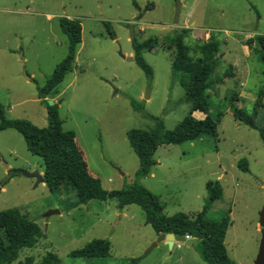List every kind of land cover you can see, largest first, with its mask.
<instances>
[{
	"label": "rangeland",
	"instance_id": "obj_1",
	"mask_svg": "<svg viewBox=\"0 0 264 264\" xmlns=\"http://www.w3.org/2000/svg\"><path fill=\"white\" fill-rule=\"evenodd\" d=\"M63 16L81 20L83 38L75 67L48 98L58 103L63 127L75 131L89 171L106 190L137 180L140 158L129 141L132 128L151 129L162 122L173 129L190 112L183 76L172 72L167 36L186 19L198 20L196 26L219 36L225 55L207 91L210 115L223 113L217 135L160 145L151 173L139 182L160 197L166 214L193 215L209 199L207 183L218 181L222 195L210 215L218 219L230 213L225 239L229 256L235 264H255L262 238L264 143L258 129L234 117L232 97L245 90L234 104L264 125V61L251 48V56H245L242 47L248 35L264 34V0H0V102L7 118L48 125V105L39 87L68 53ZM134 36L159 39L153 51L143 53L152 78L129 59ZM186 40L192 46L194 41ZM192 49L198 58L196 46ZM243 160L247 169L240 166ZM7 165L45 169L16 128L0 130V210L19 207L41 225L44 235L11 264H26L29 256L40 263L51 252L61 264H209L195 238L192 244L161 242L147 253L159 235L146 223L139 204L121 208L116 200L93 199L75 205L78 196L71 186L54 190L21 173L5 181ZM51 209L60 212L47 216ZM98 238L110 239L109 256H71Z\"/></svg>",
	"mask_w": 264,
	"mask_h": 264
},
{
	"label": "trees",
	"instance_id": "obj_2",
	"mask_svg": "<svg viewBox=\"0 0 264 264\" xmlns=\"http://www.w3.org/2000/svg\"><path fill=\"white\" fill-rule=\"evenodd\" d=\"M135 5L140 8L137 3ZM150 6L153 7L152 4ZM106 24L110 29V24ZM60 25L68 36V53L45 85L39 87V95L48 105V125L39 127L25 118L9 119L0 102V130L6 128L19 130L32 153L40 156L44 161V182L54 190L62 186H71L78 196L75 205L87 204L93 199L116 200L121 208L132 203L139 204L146 212V223L151 224L157 234L174 232L190 235L198 240V249L209 264H235L229 256L225 243L231 223L230 213L215 219L209 211L214 201L222 195L218 181L207 183L209 199L204 208L193 215L187 212L166 214L160 197L139 182L151 173L152 166L156 163L154 154L160 145L194 140L204 133L217 135L223 113L217 118L210 115L207 91L211 87V77L220 61L221 41L218 36L212 33L207 41L197 44L196 49L201 54L198 59L191 55L192 50L195 49L185 41L190 31L188 28L177 29L167 36L165 42L173 51L172 72L175 76H183L182 83L186 89V98L191 103L190 112L173 129H166L162 122H158L157 126L151 129L132 128L128 133L129 141L140 158V166L136 172L137 180L128 187L106 190L101 179L89 171L84 155L77 145L75 131L63 127L58 103H48V97L58 93V85L75 67L78 46L83 38L81 20L63 16ZM111 33L113 35L112 31ZM158 42L157 37H150L144 41H139L136 36L132 38L134 59L150 78L153 77L154 71L145 60L143 53L153 51ZM247 44L254 52H259L264 61V34L251 36ZM232 100L234 117L239 122L258 129L264 143V125L258 124L253 115L234 104L238 100L237 93ZM196 110L204 112L205 118H197L194 115ZM242 163V167L247 169V161H241L240 166ZM43 235L41 225L19 207L0 210V264H11L16 261L23 248L34 247ZM110 249V239L98 238L72 251L71 256L107 257ZM26 264H61V259L58 254L51 252L40 263L36 262L33 256H29L26 258Z\"/></svg>",
	"mask_w": 264,
	"mask_h": 264
},
{
	"label": "water",
	"instance_id": "obj_3",
	"mask_svg": "<svg viewBox=\"0 0 264 264\" xmlns=\"http://www.w3.org/2000/svg\"><path fill=\"white\" fill-rule=\"evenodd\" d=\"M129 59L134 60V56L129 57ZM49 103L54 104V101L52 99H49ZM7 168L9 170V173L5 181L9 179L11 175L19 174V173L24 174L30 178H35L36 185L45 181L44 174L41 173L39 170L29 171L23 168L9 169L8 165H7ZM59 212H60L59 209H51L46 213V215L50 216L51 214L59 213ZM260 226L262 229V238H261L259 252L255 259V264H264V207L260 212ZM161 242H166L168 245L173 246L176 242H187L191 244L192 240L188 238L187 235L175 234L174 232H169V233L162 232L159 234L158 238L153 242V244L149 247V249L147 250V253Z\"/></svg>",
	"mask_w": 264,
	"mask_h": 264
},
{
	"label": "crops",
	"instance_id": "obj_4",
	"mask_svg": "<svg viewBox=\"0 0 264 264\" xmlns=\"http://www.w3.org/2000/svg\"><path fill=\"white\" fill-rule=\"evenodd\" d=\"M198 20L194 19L192 22L188 21L187 19L184 20V22L182 24H180L179 26V29H182V28H188L190 31H189V34L186 36L185 38V41L188 45H190L188 42H187V38H191L194 42L192 44V46H197L198 43H201V42H204V41H207L209 38H210V35L212 34L210 31H206L205 29L203 28H200L201 26H196V23H197ZM218 36V35H217ZM248 37L250 38L251 36L248 35ZM219 38V36H218ZM243 49H244V53H245V56H251L252 52L250 50V46L247 44V43H243L242 45ZM193 52H196L195 50H192ZM191 55L194 57V53L191 52ZM223 55L225 54H221L219 53V56H220V59L221 57H224ZM132 56H134V53H132ZM201 56V54L199 55V57ZM198 57V58H199ZM195 58V57H194ZM197 57L195 59H198ZM220 62V61H219ZM216 71V70H215ZM236 75V74H235ZM243 85V83H242ZM237 93V92H236ZM244 93H246V91L244 90V92H241V93H237L238 94V100L241 101V98L244 97ZM254 98L257 100L258 98V93L254 95ZM194 115L197 117V118H200V119H203L205 118L206 114L200 110H196L194 111ZM41 173L44 174V170L41 171ZM159 235V234H158ZM191 240H193V237L190 238ZM196 239V238H195ZM166 243V242H165ZM193 243V241L191 242V244ZM167 244V243H166ZM189 244V243H188ZM175 245V244H174ZM173 245V246H174Z\"/></svg>",
	"mask_w": 264,
	"mask_h": 264
},
{
	"label": "built area",
	"instance_id": "obj_5",
	"mask_svg": "<svg viewBox=\"0 0 264 264\" xmlns=\"http://www.w3.org/2000/svg\"><path fill=\"white\" fill-rule=\"evenodd\" d=\"M187 237H188V238H191L192 236H190V235H187Z\"/></svg>",
	"mask_w": 264,
	"mask_h": 264
}]
</instances>
